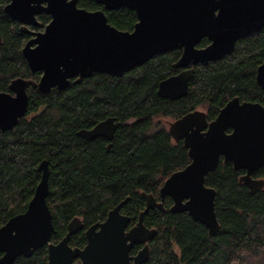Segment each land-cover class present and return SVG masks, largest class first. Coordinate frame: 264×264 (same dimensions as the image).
<instances>
[{"label":"trees","instance_id":"16d2710c","mask_svg":"<svg viewBox=\"0 0 264 264\" xmlns=\"http://www.w3.org/2000/svg\"><path fill=\"white\" fill-rule=\"evenodd\" d=\"M7 3L0 0V93L15 78L37 81L40 76L26 64L22 49L27 36L5 13ZM78 5L88 11L104 10L109 23L120 31L132 32L138 21L127 8L107 11L93 0H78ZM40 19L42 26L51 20L45 14ZM209 43L203 39L199 46ZM181 54L180 50L158 54L121 78L95 73L48 94L30 88L26 116L14 130H0V228L26 211L45 160L50 170L47 203L56 229L51 242H60L78 217L84 229L70 245L84 248L86 230L105 221L109 211L126 200L122 213L131 218V228L146 207L145 197L159 200L164 182L191 163L183 141L170 136L167 120L200 109L214 119L235 97L264 104V91L256 82V71L264 62V29L238 41L235 51L223 59L193 66L185 97L161 98L158 86L181 71L174 67ZM108 118L117 123L113 141H87L78 135ZM244 173L221 160L206 177V186L217 192L220 229L212 237L187 213H171V198L164 210H150L144 223L158 233L144 264H264V189L251 192L239 181ZM254 178H264V168ZM13 264H48V248L21 256Z\"/></svg>","mask_w":264,"mask_h":264},{"label":"water","instance_id":"95a60500","mask_svg":"<svg viewBox=\"0 0 264 264\" xmlns=\"http://www.w3.org/2000/svg\"><path fill=\"white\" fill-rule=\"evenodd\" d=\"M107 11L127 8L137 17L132 32L120 31L109 23L104 10L80 8L78 0H10L5 13L19 22L21 30L34 35L22 55L39 82L17 78L10 93H0V130L11 131L28 112V87L43 94L64 90L95 73L121 78L158 54L180 50L174 64L182 69L158 86V95L172 101L185 97L194 75L193 66L208 65L235 51L238 41L264 29V0H93ZM51 16L44 32H30L39 26L36 16ZM203 39L210 44L199 47ZM1 42V36H0ZM256 82L264 91V62L256 71ZM207 129V130H205ZM228 129L231 132L228 133ZM117 130L115 118H108L78 135L87 141L104 137L113 141ZM175 142L183 141L191 163L173 173L159 191L146 196V207L136 225L122 213L124 201L109 211L105 221L89 227L84 248H73L72 237L84 229L75 217L66 236L57 244L53 214L47 203L49 164L39 166L41 180L25 212L10 218L0 228V264H13L21 256L31 257L47 246L48 264H144L150 256V243L157 236L144 219L150 210L165 209L167 198L173 201L170 212L187 213L203 224L209 235L220 229L216 213V190L206 186V177L217 170L223 158L235 172L244 171L241 184L255 193L264 189V178L254 174L264 168V104L231 99L215 121L196 110L168 123ZM111 148V145L108 146ZM135 245H144L136 256Z\"/></svg>","mask_w":264,"mask_h":264},{"label":"flooded vegetation","instance_id":"af4514ba","mask_svg":"<svg viewBox=\"0 0 264 264\" xmlns=\"http://www.w3.org/2000/svg\"><path fill=\"white\" fill-rule=\"evenodd\" d=\"M10 3V0H8V3L5 5V7L8 5ZM5 7H4V11H5ZM43 14H45V15H47V16H49L48 14H46V13H41V14H39V15H37L36 16V19H37V21H38V23H39V26H36V27H34V26H32V25H29V26H27L28 27V29H29V31L30 32H34V33H39V32H44L45 31V29H46V27H47V25L51 22V20H50V22L47 24V25H45V26H42V23H41V19H40V17L43 15ZM8 16V15H7ZM50 18H51V16H49ZM52 19V18H51ZM15 22H17V21H15ZM18 24H19V28H20V31L25 35V36H27V40H26V42H25V44H24V46L26 45V43L29 41V40H31V39H33L34 38V35H32V34H27V33H25V32H23L22 30H21V27H22V25L19 23V22H17ZM1 36V35H0ZM210 44V43H209ZM200 47V46H199ZM24 48V47H23ZM202 48V47H201ZM22 51H23V49H22ZM27 64V63H26ZM28 66V65H27ZM29 68V67H28ZM192 68V67H191ZM30 70V69H29ZM179 70H181L182 71V69H179ZM180 71V72H181ZM179 72V73H180ZM32 73V72H31ZM38 73H40V76H39V79L36 81L35 79L33 80V81H35V82H39V80H40V78H41V76H42V73L41 72H38ZM178 73V74H179ZM33 74V73H32ZM35 74H37V73H35ZM19 78H22V77H19ZM15 79H17V78H15ZM15 79H13V80H15ZM23 79H26V78H23ZM12 80V81H13ZM27 80H31V79H27ZM11 81V82H12ZM11 84V83H10ZM10 86V85H9ZM30 88H33L32 86H29L28 87V95H29V90H30ZM33 89H35V88H33ZM38 90V89H37ZM39 91V90H38ZM40 92V91H39ZM1 93H10V91H9V87H8V90L7 91H5V92H1ZM243 102V101H242ZM201 111V110H200ZM203 112H205V114H206V118H207V121H208V123H211V122H213V121H215L216 120V118L218 117V115L214 118V119H209V117H208V113H207V111H204V110H202ZM26 116V115H25ZM182 118V117H181ZM180 119V118H179ZM176 120H178V119H176ZM176 120H171V122L172 121H176ZM167 124V123H166ZM167 127H168V125H167ZM205 130H207V129H205ZM231 132V129H228V133H230ZM100 138H104V137H100ZM104 139H106V140H108L107 138H104ZM109 141V140H108ZM110 145V144H109ZM108 145V146H109ZM221 160H223V158H221ZM190 162H191V160H190ZM144 247V245H135L133 248H132V250H131V252H130V255L131 256H136L137 254H138V252L142 249ZM77 262H80V264H81V261L80 260H76L75 262H74V264H77Z\"/></svg>","mask_w":264,"mask_h":264},{"label":"rangeland","instance_id":"374dc122","mask_svg":"<svg viewBox=\"0 0 264 264\" xmlns=\"http://www.w3.org/2000/svg\"><path fill=\"white\" fill-rule=\"evenodd\" d=\"M200 110H201V109H200ZM201 111H202V110H201ZM169 122H171V120H167V125H168ZM177 251H178V250H177Z\"/></svg>","mask_w":264,"mask_h":264}]
</instances>
